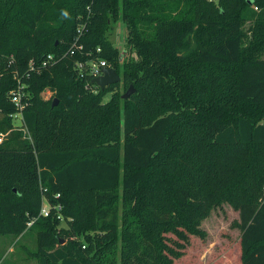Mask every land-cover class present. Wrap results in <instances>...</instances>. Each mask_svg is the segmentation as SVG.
Returning <instances> with one entry per match:
<instances>
[{
	"label": "trees",
	"instance_id": "1",
	"mask_svg": "<svg viewBox=\"0 0 264 264\" xmlns=\"http://www.w3.org/2000/svg\"><path fill=\"white\" fill-rule=\"evenodd\" d=\"M114 21L127 28L122 53L108 39ZM83 24L81 53L22 79L28 140L13 127L14 75L31 59L65 54ZM90 59L105 60L121 83L86 90L73 64ZM120 86L134 93L100 103ZM261 112L264 0H0V236H22L45 195L61 205L69 228L55 235L54 212L42 217L38 264H115L117 251L127 264H175L160 256L161 233L183 239L175 242L182 251L228 204L240 235L223 264H264ZM97 134L98 144H83ZM84 195L92 200L87 213ZM81 235L84 248L72 239Z\"/></svg>",
	"mask_w": 264,
	"mask_h": 264
},
{
	"label": "rangeland",
	"instance_id": "2",
	"mask_svg": "<svg viewBox=\"0 0 264 264\" xmlns=\"http://www.w3.org/2000/svg\"><path fill=\"white\" fill-rule=\"evenodd\" d=\"M216 1V0H215ZM112 26L107 30L108 39L111 41L114 47H116L119 53H122L126 49V39H127V28L122 21L111 22ZM250 22H246L243 26V30L246 34V38L250 39L251 34L248 30ZM126 90L122 87L109 92L101 96V104L106 105L114 99H118L119 96L123 95ZM52 92L46 90L42 94L44 100H48L52 96ZM115 110H122V103L115 102L113 104ZM259 117L264 119V113H260ZM13 119V118H12ZM13 127L18 125V119L15 121L13 119ZM102 136L97 134L96 136H90L83 143L84 145H95L102 140ZM119 140L120 148L123 144V134L120 133L117 137ZM122 174L124 175V169L121 167ZM122 180V179H121ZM119 194L121 195V188L119 187ZM263 199H264V188L262 189ZM45 203V202H44ZM55 204V203H54ZM118 206L121 207V201L119 199ZM92 209V200L90 195H84L81 197L80 210L82 213H87ZM52 214L58 221V223H52L55 235H61L63 229H68L69 225L67 221L63 219L61 210H54ZM42 217L39 214L35 218H31L29 223H27V230L20 237L12 236H0V264H38V258L35 257L34 252L37 250V232L42 228L39 223H41ZM36 222L37 224L33 225ZM238 222V213L235 212L231 206L228 204H222L213 210L209 217L202 221L199 226L200 231L203 232V238L188 236V242L185 244L187 246L184 250H178L175 242H180L181 238L176 236L175 233H171L169 230H164L161 233V241L165 244L166 252L160 254L162 258L171 259L175 264H223L221 257L226 254L229 259V253L236 244L240 232L236 227ZM33 225V226H32ZM86 234L93 236L94 231H88ZM72 239L80 242L82 245H86L84 235L80 237L73 236ZM65 244L64 242L62 245ZM120 243L118 241V247ZM175 246V247H174ZM175 248V249H174ZM172 249L175 253H182L178 259L170 254ZM133 260V259H132ZM115 264H127V261L123 259L121 254L117 251Z\"/></svg>",
	"mask_w": 264,
	"mask_h": 264
},
{
	"label": "built area",
	"instance_id": "3",
	"mask_svg": "<svg viewBox=\"0 0 264 264\" xmlns=\"http://www.w3.org/2000/svg\"><path fill=\"white\" fill-rule=\"evenodd\" d=\"M255 9H257L256 6H254ZM85 24L82 25V27L77 28V34L76 37L74 38L72 45L70 46V49L63 55L61 56H55L53 54H47L43 57L41 62L39 64H35L33 59L29 60L28 63V69L27 72L22 75L21 77L18 76L17 73L14 75V79L16 80V88L11 90L9 92V97L11 103L14 105L16 113L12 115V118L16 121L18 119V125H16L14 128L15 130L21 131L24 135V137L28 140H31L30 137L27 134V130L24 125V120H23V110L27 107L28 102V95L26 92V85L23 84L22 79H28L32 73H40L43 70H46L48 68L53 67L55 64H57L59 61H61L64 57L67 56H74L76 52L81 53L83 50V45L82 43L79 42V39L83 35V31ZM99 52V50H97ZM9 65L13 63V58L11 57L9 59ZM93 65L96 66L98 69V74H93ZM111 68L112 67L106 63L105 60L103 59H90L84 62L81 61H75L73 64V70L76 74V76L79 79H85L86 84H85V89L90 90L91 87L94 88V90L91 91L93 94H97L100 90L93 85L91 82L93 79L99 77L102 75V70ZM3 136L0 137V143L2 142ZM54 199H58L59 195L56 194L53 197ZM45 202V203H44ZM54 210H61V205L58 203L56 204H50L48 199H46L45 195H42V207L40 210V215L43 217H49L51 213ZM84 248V247H83Z\"/></svg>",
	"mask_w": 264,
	"mask_h": 264
},
{
	"label": "water",
	"instance_id": "4",
	"mask_svg": "<svg viewBox=\"0 0 264 264\" xmlns=\"http://www.w3.org/2000/svg\"><path fill=\"white\" fill-rule=\"evenodd\" d=\"M91 83L95 85L100 91H104L110 85L120 84L121 78L114 69L107 68L102 70V75L93 79ZM133 93L134 89L129 87L126 92L121 95V99L127 100ZM57 104L58 102L55 99L53 101L52 107L56 106Z\"/></svg>",
	"mask_w": 264,
	"mask_h": 264
},
{
	"label": "clouds",
	"instance_id": "5",
	"mask_svg": "<svg viewBox=\"0 0 264 264\" xmlns=\"http://www.w3.org/2000/svg\"><path fill=\"white\" fill-rule=\"evenodd\" d=\"M61 16L65 19L70 18L69 12L67 10H64V9L61 10ZM92 67H93V74H98V69L96 68V66L93 65Z\"/></svg>",
	"mask_w": 264,
	"mask_h": 264
}]
</instances>
